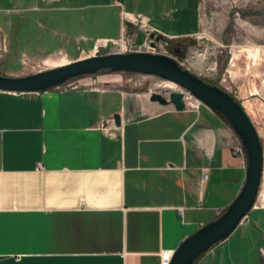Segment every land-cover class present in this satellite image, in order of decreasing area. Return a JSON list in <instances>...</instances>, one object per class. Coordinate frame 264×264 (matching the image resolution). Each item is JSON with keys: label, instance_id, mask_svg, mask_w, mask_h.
<instances>
[{"label": "crops", "instance_id": "obj_1", "mask_svg": "<svg viewBox=\"0 0 264 264\" xmlns=\"http://www.w3.org/2000/svg\"><path fill=\"white\" fill-rule=\"evenodd\" d=\"M120 2L51 0L31 8L40 42L17 63L41 58L33 50L54 36L118 40L124 14L144 17L176 41L200 28L196 0ZM94 28L104 33L93 36ZM128 30L143 43L142 30ZM30 35L18 33L23 47ZM0 38L4 57H17L12 37ZM234 139L204 107L177 111L121 89L0 91V264H161L164 252L174 253L240 192L246 164L232 155ZM194 264H264V207L252 208Z\"/></svg>", "mask_w": 264, "mask_h": 264}, {"label": "rangeland", "instance_id": "obj_2", "mask_svg": "<svg viewBox=\"0 0 264 264\" xmlns=\"http://www.w3.org/2000/svg\"><path fill=\"white\" fill-rule=\"evenodd\" d=\"M50 1L0 0V34L11 36L12 38L7 40L8 45L11 43L18 48L13 51V56L17 55V57H4L6 47L0 38V69L3 67L5 70L16 71L14 75L22 77L59 67L60 59L63 58H67L71 63L92 56L130 53L139 51L145 43L151 41L156 46L155 54L173 59L181 68L208 85L218 87L229 94L242 107L257 131L264 160V78L262 77L264 76V0H196L200 28L194 35L183 41L166 38L153 28L152 32L148 33L124 19L123 34L118 40L107 41L105 44H103L105 41L93 44V41L74 42L62 36H54L51 40L47 38L48 45H43L42 49L35 50L36 52L33 50L41 58L20 57L17 63L18 56L30 55L31 49L40 42L34 39L35 35H32L40 33V28L34 20L36 10L31 8L42 7ZM25 16L28 18L26 21L20 19ZM62 23V20L56 21L58 30L59 26H63ZM129 25L143 31L144 40L143 36L139 37V40H143L142 44L135 42L136 33L129 32ZM24 32L31 34L27 40H23L28 45L27 48L22 46V42L17 37L18 33ZM45 33L44 38L51 37L49 36L51 32ZM89 33L99 36L104 32L94 28ZM122 43H124L123 49L120 46ZM181 43L185 45H180ZM176 47L179 51L175 53ZM183 48L184 52H181ZM48 54L52 55L45 57ZM182 55L184 58H181ZM95 76L103 82L94 87L121 89L124 92L140 94L147 101L153 94L167 98L170 92L185 93L178 85L156 76L109 71L96 73ZM78 78L84 80L89 79V76ZM74 79L76 78L69 79L65 83ZM199 107L217 114L231 128L221 114L201 102L197 104L194 101H186L184 108L198 110ZM234 137L231 151L236 157L233 149L241 140L235 132ZM236 158L247 164L246 153L244 159Z\"/></svg>", "mask_w": 264, "mask_h": 264}, {"label": "water", "instance_id": "obj_3", "mask_svg": "<svg viewBox=\"0 0 264 264\" xmlns=\"http://www.w3.org/2000/svg\"><path fill=\"white\" fill-rule=\"evenodd\" d=\"M181 58H184V55ZM102 71L156 76L178 85L206 107L221 114L246 150L245 180L234 201L218 218L185 239L169 262V264H194L201 255L232 234L254 207L263 168V151L257 131L242 107L229 94L218 87L208 85L181 68L173 59L148 52L112 53L81 58L64 66L22 77L0 75V91L46 92L69 79L95 75ZM183 98L182 92H170L167 98L153 94L150 100L161 105L171 104L177 111H181L185 107ZM113 119L116 125H120L118 115Z\"/></svg>", "mask_w": 264, "mask_h": 264}, {"label": "built area", "instance_id": "obj_4", "mask_svg": "<svg viewBox=\"0 0 264 264\" xmlns=\"http://www.w3.org/2000/svg\"><path fill=\"white\" fill-rule=\"evenodd\" d=\"M116 4H118L119 6H121V2L120 0H115ZM123 18L127 21H131L132 23H134L136 26H139L140 28H142V30H145L146 32L150 33L152 32V28L149 26L148 24V20H146L144 17L142 16H133V15H129V14H124ZM106 43V42H105ZM104 43V44H105ZM122 49L124 48V43L120 44V46H122ZM155 44L152 43L151 41H148L147 43H145L141 49L139 51H134V52H148V53H153L155 54ZM149 48V49H147ZM151 51V52H149ZM92 76L95 75H90L89 79H79L78 77L72 81L67 82V84L63 83L62 85H60L59 87H63L67 90H93V91H104L106 88L105 87H94V86H98L99 84H102L101 81L98 77H94L92 78ZM93 79V80H91ZM84 87V88H82ZM184 98L183 101L184 103L186 101H194L195 103H199V101L197 99H195L192 95H190L188 92L185 91V93H183ZM245 153L246 150L242 144V142H239L236 147L233 149V154L236 157H241V159L245 158ZM207 178V174H205L203 176V179L205 180ZM264 207V160H263V168H262V174H261V180H260V185H259V189L257 192V196H256V202L254 204V207ZM173 252H164L161 256V264H169L170 260L172 259L173 256Z\"/></svg>", "mask_w": 264, "mask_h": 264}, {"label": "flooded vegetation", "instance_id": "obj_5", "mask_svg": "<svg viewBox=\"0 0 264 264\" xmlns=\"http://www.w3.org/2000/svg\"><path fill=\"white\" fill-rule=\"evenodd\" d=\"M180 45H185V43H181ZM179 51V49L176 47V48H174V52L176 53V52H178ZM181 52H184V48L181 50Z\"/></svg>", "mask_w": 264, "mask_h": 264}, {"label": "bare ground", "instance_id": "obj_6", "mask_svg": "<svg viewBox=\"0 0 264 264\" xmlns=\"http://www.w3.org/2000/svg\"><path fill=\"white\" fill-rule=\"evenodd\" d=\"M105 42H107V41H105ZM105 42H103V44L105 43ZM121 47H123V45L121 46ZM201 59V58H200ZM194 65H196V63H194ZM197 65H198V63H197ZM64 66V65H63ZM60 67V66H59ZM57 68V67H56Z\"/></svg>", "mask_w": 264, "mask_h": 264}]
</instances>
